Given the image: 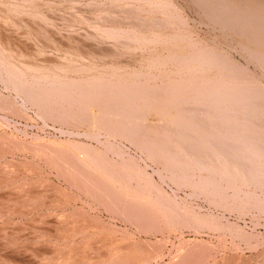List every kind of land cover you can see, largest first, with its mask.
<instances>
[{
    "label": "bare ground",
    "instance_id": "bare-ground-1",
    "mask_svg": "<svg viewBox=\"0 0 264 264\" xmlns=\"http://www.w3.org/2000/svg\"><path fill=\"white\" fill-rule=\"evenodd\" d=\"M135 1L145 8L130 5L123 15L127 26L118 24L119 14L108 17L107 28H96L116 43L93 48L92 37L84 32L61 36L51 22L64 15L56 20L38 9L42 0H0V76L20 89L23 100L0 93V110L7 119L19 117L29 103L47 120L82 122L83 135L102 144L99 148L77 140L73 130L66 139L36 137L30 143L32 139L1 131L0 122V239L10 249L0 248V264H153L164 258L171 237L179 242L168 264H244L241 242L264 264L261 242L253 243L255 231L225 216L226 211L255 208L264 214V0H193L197 24L216 31L211 40L194 38L197 30L175 8L178 1ZM156 12L162 17L155 18ZM123 45L141 52L138 69L119 62ZM232 49L256 63L259 71L237 61ZM94 57L105 63L83 61ZM115 137L135 138V145L157 164L161 181L191 187L190 196H204L208 211L168 195L139 163L113 150ZM30 148L56 168L65 185L60 184L58 197L42 204L49 213L40 212L26 227L15 216L21 219L32 212L28 206L49 189L48 177L16 178L21 167L9 154ZM112 150L117 158L110 155ZM36 184L42 191L31 194ZM99 205L135 230L125 226L117 233L112 221L95 213ZM51 209L58 213L48 220ZM28 227L33 233L26 236L22 231ZM187 231L214 234L218 247H225L229 237L233 249L218 257L219 249H208L202 240L200 247L198 239H186ZM141 233L164 236L154 242Z\"/></svg>",
    "mask_w": 264,
    "mask_h": 264
},
{
    "label": "rangeland",
    "instance_id": "rangeland-1",
    "mask_svg": "<svg viewBox=\"0 0 264 264\" xmlns=\"http://www.w3.org/2000/svg\"><path fill=\"white\" fill-rule=\"evenodd\" d=\"M44 1H46V2H44ZM162 1H169V0H162ZM176 1H178V2L175 3V8H180L184 13H186L187 16H185V14H184V16L189 19L190 26H192V28L195 27L194 29H196L197 32L199 31L198 33L194 32V34H195L194 38L195 39H197V38L199 39V37H200L202 39L203 38L204 39L207 38L205 40H211V38L216 34V31H213V29H212L213 27L211 28L207 24H204V23L197 24L198 21L196 22L195 20L198 19L199 15L196 14L197 13L196 12L197 8H196V6L194 7L193 0H176ZM56 2H60V3H56ZM234 2H235V0H234ZM41 3L42 4H40L39 7H38V9H40L41 11L47 12L49 15H51L53 17H56V18L57 17H61L62 15H64V17L62 16L63 20L60 19V18H59L60 20H58V18L56 19V20L59 21L58 25H57L58 21H56V20H55L56 24L51 22V25L53 24L52 26L55 25L54 29L56 31L57 30H59V32L61 31L60 32L61 36L62 35H63V37H65V36H73V35H75L73 33L77 32L76 30H78L79 33H80V34H77L78 33L77 32L76 35H81V34L84 35L83 33H81V32H84V33H86V34H88V35H90L92 37V47L93 48H96V47H98V48L99 47L106 48L108 46L110 48L111 46L114 45V43H116L114 40H112V38L105 37L100 32L97 33V31H96L97 26H100L102 28H107V26H109L108 17L110 15L118 16L120 14L119 15V23L118 24H120L121 26L125 27V26H127V24L123 23L124 22L123 20L126 21V16L129 13L128 8H129L130 5H132V6L135 5L134 7H139L141 9H143V7L145 8V5H143L142 2H140V1L136 2L135 0H42ZM65 3H67V5H65ZM192 3H193V5H192ZM44 4H47V5H44ZM48 4H52V5H48ZM98 4L103 6V7L101 8ZM158 6L162 7L163 5L162 4H158ZM26 8L29 11H33L34 10V8L32 6H26ZM123 8H125L127 11L125 9L122 10ZM149 8H151V7H149ZM61 13H62V15H61ZM147 13L148 12H144L142 15L146 16ZM53 14L54 15L57 14V15L54 16ZM79 15L80 16L82 15V17L80 18ZM123 15H126V16H123ZM152 15H154L155 18L159 17V16L162 17L161 13H157V12L155 14L153 13ZM106 17H107V19H106ZM120 20H122V22ZM52 21H54V20H52ZM74 23H76V24H74ZM61 25H63V27ZM64 25H66V26H64ZM56 26H59V27H56ZM87 31L90 32V34L87 33ZM197 36H199V37H197ZM33 40H34V42H36V44H37L36 46L42 47L41 46L42 44L39 41H37L35 39H33ZM224 40H222L223 42L221 41L222 42V46L226 45V43H224ZM148 50H151V49H148ZM230 51H231L232 56L237 61H240L242 64L244 63L247 66L251 65L249 67V69H252V71H254V70L259 71L257 69L258 66L256 67V63L248 62L246 60V56L242 52H240V51H238L236 49H232ZM44 53H46L47 55L57 56L56 55L57 53H55L53 51H50L49 49H45ZM140 54H141V52H138V51H136L133 48H130L128 46L123 45V46H121V55L118 57L119 58V62L121 64H128L130 66H136V68L138 69L140 67V65L142 64V61L139 62V60L142 57V54L141 55ZM83 61L85 63H87V64H95L96 62H99L101 64L105 63L104 62L105 60L104 61H100L96 57H94L93 59L92 58H84ZM246 61H247L248 64L249 63L250 64L248 65L246 63ZM138 64H140V65L138 66ZM262 79H264V77H262ZM262 82H264V80H262ZM0 93L3 94V95L6 94L5 96H7V97L9 96L10 99H14V100H17L20 103H23V100L21 99V91H20V89L13 87L10 84V82L4 80V78L1 77V76H0ZM18 94H19V96H18ZM33 107L34 106H32L31 104L28 103L25 106V111H26L25 115L21 114V115H19V117H18V115H11V116L8 117V119L6 118L7 116H5L4 112L2 110H0V112L2 111L0 113V117H1L0 118V122L3 124L1 126V131L6 132L7 134L8 133H13L14 135H18V136L21 135L20 137H23V138L27 139L28 141L32 139L31 140L32 142H30V143H34V141L36 140L35 139L36 137H38V138H40L42 140H44V139L45 140L46 139H55V138L56 139H66V138L72 137V135L69 136V134H71L73 131H75L76 134L79 133L78 135L75 134L76 136L74 135L75 139L81 140V141H86L87 143H92L94 146H97V147L101 148L102 144L98 145V142L96 140H93L92 138H88L89 139L88 140L87 137H85L83 135L84 125L82 124V122H78L77 120L76 121L72 120V121H70L68 123L67 122L63 123L62 121H59V119H55V118H52V119L48 118V120H47V119L43 118L39 114L38 110H36L35 107L34 108ZM29 118H31V119H29ZM8 121H9V123H6ZM40 128H42V129H40ZM68 129H70V130L68 131ZM101 137L104 140L106 138V134H102ZM134 140H135V138L134 139H130V140H127L126 138H123V137L122 138L121 137H119V138L118 137L111 138L112 148H113V150H115V149L121 150L122 152H124L125 155H127L128 157L132 158L137 163H139L140 166L143 168V170H145L148 173V175L152 178V180H154L155 182H159L161 184V186L166 190L168 195L174 197L175 194H176L177 196H175V197L177 198V201H181V200L184 199L186 203H188L190 205L192 204L195 208H198L199 206H201L202 212L205 213L206 211H208L206 209L210 208L209 207L210 205L204 199L205 198L204 196H202V198H201V196L200 197L196 196L195 198L190 196L189 193L192 192L191 187H188V186L185 187L184 186L183 188L182 187L178 188V186L171 180L161 181L160 175L158 173L157 164L151 158L148 159L147 155L144 154L143 150L138 148L135 145ZM94 142H95V144H94ZM22 150L23 149H21L19 151L16 150L13 153L9 154V157L10 158H14L15 161L18 162L19 166L21 167L19 171L15 172V173H17L16 174L17 175L16 178L17 179L18 178H25L28 175V178H30V179H35V178L38 179L39 178L40 180H45L48 177L47 179H48L49 184H48V182H46V185H47V189L48 188L50 189V191H49V189L47 190L48 194L43 195L42 196L43 198L39 199L37 201V203H31L28 206V209H29L28 211L29 212L32 211L33 208L34 209H33L32 212L26 213V215L23 218H21L22 220L17 218V216H15L16 217V219L14 220L15 222H19L20 223V222L24 221V223L26 224L25 226L27 227L31 223V219H34V217H37L40 212L41 213H49L47 208H41V206H42L43 203L51 202L56 197L59 196V193H60V192H58L59 189H60L59 186H60V184H64L65 185V183H64L65 181L63 179H60L59 176L56 175L57 174L56 168H53V166L52 167L49 166L50 164L44 158H43L44 160H42V158H39L38 156L33 155L34 152H32L33 150L31 148L28 149L29 152H28L27 149H25L26 151L25 150L22 151ZM113 150L110 151V155L113 154V152H114ZM23 152H24V154H23ZM31 154H32V156H31ZM112 156L117 158L116 154H113ZM136 158H138V159H136ZM145 163H146V165H145ZM14 164H16V163L14 162ZM37 165H39V166H37ZM22 166H28L34 172V174H32L33 172L30 171V170H29L30 172L27 173L26 172L27 169L26 168L22 169ZM22 171H24V172H22ZM12 174H14L13 171H12ZM50 179L52 181H49ZM54 181H55V183H54ZM51 182H52V185H51ZM165 183H167V184H165ZM35 189H37L38 191L35 190ZM30 191H31V194H35L36 195V194L40 193L39 191H42V190H41L40 185L36 184V185H33V186L30 187ZM72 192L74 194H76V195H78L80 193V191H78L75 188L72 190ZM258 192H259V190H258ZM188 199H189V201H188ZM78 205L80 206L82 204L79 203ZM96 205H98V204H96ZM95 208L97 210V212H95V213L99 214L104 220H106L108 222L112 221V223H114L113 225L115 226L117 233L121 232L119 230H121V228H124L125 226L131 232L135 230V228L133 226L126 224V222L124 220H122L119 216L111 215L101 205L96 206ZM260 210L261 209L258 210V208H255L254 211L253 210L251 211L252 213L251 212H246V211H243V213L242 212H238V211H236V212L226 211L225 212V216H226V218L228 220H230L232 222H234V221L239 222L241 225H243L246 228V230L255 231V233L257 234L256 235L257 239H254L253 243H260L261 242L259 244V249H263L264 248V214L261 212L262 210L261 211ZM50 212H52V213L48 214L46 216V218L48 220L55 219L58 211H56L55 209L54 210L51 209ZM244 212H246V213H244ZM52 216H54V217H52ZM17 225H19V224H15L13 226V228L14 227L17 228ZM251 226H252L253 229L251 228ZM28 228H29V230L22 231V232L25 233V234L24 233H22V234L27 236L28 235L27 232L29 234H30V232L33 233L32 227H28ZM194 233L195 232L187 231L185 233V235H187L186 239H198L199 240V242H198L199 246L201 245L200 241L202 240V243H204L205 246L209 247L208 249L211 250V249L214 248L215 252H216V249H219V251H217L216 254L213 252L215 255H218V257L223 256V254L224 255H229L231 253L232 249H233V245H234L233 242L234 241L232 239H230L229 237L226 238V243L227 244H226L225 247H223V246L218 247L221 243L219 242L217 237L214 236V234H211V233L210 234L209 233L206 234V233H204V235L203 234L199 235V236H201V238H200L198 236V234L196 235V233L195 234ZM158 236H160V237H158ZM163 236L164 235L162 233H157L156 236L155 235H150L148 233L147 234H145V233H141L140 234V237L145 238V239L148 238L150 241H154V242H157V240L162 239ZM195 236H197L198 238H195ZM168 240L170 242L167 243V246H166L167 248L165 250L164 258H162L164 260H162V259L158 260L159 263L155 262L153 264H168L170 262L171 258L173 260V258L176 256V253H177V247L176 246H177L179 240H176V239H174L172 237L170 239H168ZM4 241L5 240L3 238L0 239V248H3L5 250H7V251L10 250L8 248H5V246H3L4 244L6 245V242H4ZM172 243H174V244H172ZM23 244H25V243H23ZM33 246H34V248L35 247L40 248V249L44 248V245H40V246H36L35 244L34 245L33 244L30 245V247H33ZM172 246H173V248H172ZM241 247H242V250H243L242 251L243 252V257L241 258V263H243V262H244V264L246 262H247L246 264H252V263L253 264H257V263L259 264L260 263V262L256 261V259H254V257H251L253 255V252H254L253 248H248L247 245L245 243H242V242H241ZM168 254H169V256H168ZM168 259H169V261H168ZM244 260H246V261H244ZM254 262H256V263H254Z\"/></svg>",
    "mask_w": 264,
    "mask_h": 264
}]
</instances>
